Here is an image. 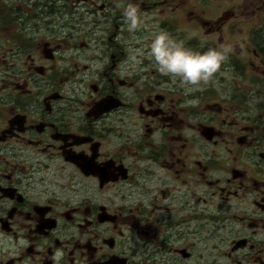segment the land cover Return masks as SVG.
<instances>
[{
    "label": "flooded vegetation",
    "instance_id": "flooded-vegetation-1",
    "mask_svg": "<svg viewBox=\"0 0 264 264\" xmlns=\"http://www.w3.org/2000/svg\"><path fill=\"white\" fill-rule=\"evenodd\" d=\"M160 30L262 85L264 0H0V264H264V116L162 75Z\"/></svg>",
    "mask_w": 264,
    "mask_h": 264
},
{
    "label": "clouds",
    "instance_id": "clouds-1",
    "mask_svg": "<svg viewBox=\"0 0 264 264\" xmlns=\"http://www.w3.org/2000/svg\"><path fill=\"white\" fill-rule=\"evenodd\" d=\"M123 19L129 33H135L142 27L138 5L128 4L123 9ZM233 48L231 45H220L205 52L194 51L185 47L182 41L174 39L166 30L153 34L146 55L157 70L164 76L178 82L186 94L203 90L210 85L222 67L228 62ZM141 50V55H144ZM61 252L56 253L60 258Z\"/></svg>",
    "mask_w": 264,
    "mask_h": 264
},
{
    "label": "rangeland",
    "instance_id": "rangeland-1",
    "mask_svg": "<svg viewBox=\"0 0 264 264\" xmlns=\"http://www.w3.org/2000/svg\"><path fill=\"white\" fill-rule=\"evenodd\" d=\"M258 23V18H255L253 24ZM86 27V26H85ZM233 80V79H231ZM236 82V83H234ZM262 85L258 86V81L255 79H246L244 81H229L225 80L223 86L217 85V82H213L211 84L214 85V100H228V98H233L236 93H238V96H241L242 94L245 95L246 103L251 104L249 108L251 109V113L253 115H259L263 114L264 116V80L261 81ZM238 83H242L241 86H238ZM210 84V85H211ZM209 86L206 87V90ZM242 87H244V90H242ZM212 89V88H211ZM210 91H213V89ZM260 89V91H259ZM219 97V99L217 98ZM227 102H232L228 100Z\"/></svg>",
    "mask_w": 264,
    "mask_h": 264
},
{
    "label": "trees",
    "instance_id": "trees-1",
    "mask_svg": "<svg viewBox=\"0 0 264 264\" xmlns=\"http://www.w3.org/2000/svg\"><path fill=\"white\" fill-rule=\"evenodd\" d=\"M263 89H264V86H263Z\"/></svg>",
    "mask_w": 264,
    "mask_h": 264
}]
</instances>
